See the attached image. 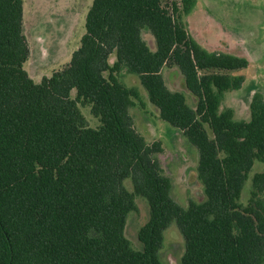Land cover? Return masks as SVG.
Listing matches in <instances>:
<instances>
[{"label":"trees","instance_id":"trees-1","mask_svg":"<svg viewBox=\"0 0 264 264\" xmlns=\"http://www.w3.org/2000/svg\"><path fill=\"white\" fill-rule=\"evenodd\" d=\"M162 2L92 0L70 61L36 84L24 70L22 0H0V264H162L171 223L184 240L180 264H264V172L252 178L248 204L239 202L254 162L264 163V98L252 97L247 122L220 110L244 82L230 73L247 60L190 38L180 13L195 0H180L181 10L173 2L171 12ZM165 67L178 69L195 109L167 88ZM122 72L138 77L160 119L197 150L202 203L172 199L162 146L136 131L129 108L139 95ZM126 179L149 207L139 251L124 235L135 209Z\"/></svg>","mask_w":264,"mask_h":264},{"label":"rangeland","instance_id":"rangeland-1","mask_svg":"<svg viewBox=\"0 0 264 264\" xmlns=\"http://www.w3.org/2000/svg\"><path fill=\"white\" fill-rule=\"evenodd\" d=\"M88 1L91 5L92 0H41L42 11L36 17L33 0L27 3L25 34L29 58L24 70L34 83H40L42 78L51 76L70 61L71 52L79 46L85 33L83 16ZM173 2L181 10L180 0H163L162 5L166 4L165 9L171 12ZM180 15L185 31L199 47L208 52L225 53L247 60V68L230 73L232 77L242 76L244 82L239 90L223 95L220 110L230 109L235 121H249L252 97L259 94L264 98V0H195L191 12ZM142 36L148 46L155 50L150 34L144 31ZM113 62L114 56H111L109 63ZM162 76L169 90L182 93L186 104L196 108L197 101L185 88L177 68L165 67ZM118 79L125 87L138 92L139 98L133 100L129 114L136 131L146 143L160 142L162 153L158 159L165 175L170 178L172 199L183 208L187 207L189 201L202 203L205 197L197 178V150L179 130L160 119L158 110L149 103L137 76L122 72ZM74 96L75 91H72L71 97ZM80 110L90 128L95 129L100 125L91 115L89 106L80 107ZM263 172L264 163L254 162L239 200L243 207L250 199L252 178ZM124 187L133 195L135 207L127 216L124 235L132 249L139 251L142 245L137 234L149 219V207L145 199L133 192L129 179L124 181ZM183 254V237L175 223H171L163 232L160 260L162 264H180Z\"/></svg>","mask_w":264,"mask_h":264},{"label":"crops","instance_id":"crops-1","mask_svg":"<svg viewBox=\"0 0 264 264\" xmlns=\"http://www.w3.org/2000/svg\"><path fill=\"white\" fill-rule=\"evenodd\" d=\"M26 3V4H25ZM27 3H29V0H22V25H23V34H24V36H25V38H26V34H25V16H26V5H27ZM33 9H34V17H36V16H39L40 14H41V0H33ZM92 4V3H91ZM90 3H89V1H88V3L86 4V6H85V12H84V16L86 17V15H87V12H88V10H89V8H90ZM83 16V18H85ZM151 36V35H150ZM81 37V36H80ZM26 41H27V38H26ZM27 44H28V42H27ZM79 47V46H78ZM78 47H76L74 50H73V52L75 51V50H77V48ZM28 48H29V46H28ZM73 52H71V55L73 54ZM70 55V56H71ZM28 58H29V55H28ZM71 59V58H70ZM28 60V59H27ZM113 61V60H112ZM27 62V61H26ZM25 62V63H26ZM25 63H24V65H25ZM57 71V70H56ZM32 80H33V78H31ZM34 81V80H33Z\"/></svg>","mask_w":264,"mask_h":264}]
</instances>
